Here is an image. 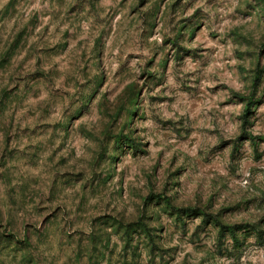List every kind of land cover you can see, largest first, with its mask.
<instances>
[{"label":"rangeland","instance_id":"1","mask_svg":"<svg viewBox=\"0 0 264 264\" xmlns=\"http://www.w3.org/2000/svg\"><path fill=\"white\" fill-rule=\"evenodd\" d=\"M0 264H264V0H0Z\"/></svg>","mask_w":264,"mask_h":264}]
</instances>
